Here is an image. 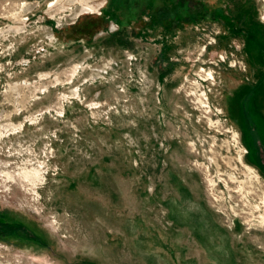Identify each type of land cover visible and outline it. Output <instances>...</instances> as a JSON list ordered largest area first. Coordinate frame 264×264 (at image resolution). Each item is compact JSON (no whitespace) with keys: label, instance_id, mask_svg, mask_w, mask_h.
Listing matches in <instances>:
<instances>
[{"label":"rangeland","instance_id":"rangeland-1","mask_svg":"<svg viewBox=\"0 0 264 264\" xmlns=\"http://www.w3.org/2000/svg\"><path fill=\"white\" fill-rule=\"evenodd\" d=\"M256 114L264 0H0V264H264Z\"/></svg>","mask_w":264,"mask_h":264},{"label":"flooded vegetation","instance_id":"flooded-vegetation-1","mask_svg":"<svg viewBox=\"0 0 264 264\" xmlns=\"http://www.w3.org/2000/svg\"><path fill=\"white\" fill-rule=\"evenodd\" d=\"M251 125L255 131L257 143L253 149H248V155L257 171L264 178V118L260 114L254 115ZM255 120V121H254ZM259 122L261 124H259Z\"/></svg>","mask_w":264,"mask_h":264}]
</instances>
